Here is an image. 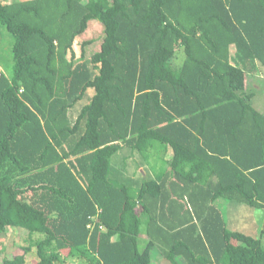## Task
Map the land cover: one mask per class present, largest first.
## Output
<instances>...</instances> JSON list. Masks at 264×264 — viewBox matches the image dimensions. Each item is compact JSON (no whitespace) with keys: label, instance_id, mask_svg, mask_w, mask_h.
Instances as JSON below:
<instances>
[{"label":"trees","instance_id":"16d2710c","mask_svg":"<svg viewBox=\"0 0 264 264\" xmlns=\"http://www.w3.org/2000/svg\"><path fill=\"white\" fill-rule=\"evenodd\" d=\"M0 24V235L29 233L3 264H264V223L217 204L264 209V0H0Z\"/></svg>","mask_w":264,"mask_h":264},{"label":"rangeland","instance_id":"374dc122","mask_svg":"<svg viewBox=\"0 0 264 264\" xmlns=\"http://www.w3.org/2000/svg\"><path fill=\"white\" fill-rule=\"evenodd\" d=\"M5 3V2H4ZM103 38V27L99 20H92L88 30L82 37H77L74 41V51L77 57L81 55V46L84 43L86 47V55L91 56L98 51ZM14 38L6 27L0 24V72L11 75L13 72V53ZM261 72L257 74L253 81L252 89L255 93L253 104L264 111V67L260 68ZM119 157L113 159V169L119 168ZM221 199L217 201L219 207L224 209V213L228 218L231 227L244 231L255 237H260V230L264 223V209L254 208L245 203ZM28 231L23 228H9L6 234L0 235V264H3L5 258H13L18 254H22V245L26 244ZM143 243V242H142ZM24 264H38L40 258L37 254V248L34 247L31 252L25 255ZM153 264H171L169 260L161 255L158 248L152 250ZM178 264H186L182 258L177 259ZM56 264H62L56 262ZM63 264H80L76 259L69 260Z\"/></svg>","mask_w":264,"mask_h":264},{"label":"crops","instance_id":"0c3cea01","mask_svg":"<svg viewBox=\"0 0 264 264\" xmlns=\"http://www.w3.org/2000/svg\"><path fill=\"white\" fill-rule=\"evenodd\" d=\"M129 155H130V153H129ZM135 154H131V157H129L128 158V162L130 161V162H132V161H135L136 162V164H137V169H136V172H133V174H134V178L135 179H137V182H138V177L141 175V176H143L144 178L146 177V176H155V173L154 172H152V171H150L149 169H148V166L146 165V163L144 162V161H142V159L140 158V157H135L134 156ZM135 157V159H134V157ZM136 158H137V160H136ZM138 174V175H137ZM172 264V263H171Z\"/></svg>","mask_w":264,"mask_h":264},{"label":"built area","instance_id":"2783aa9c","mask_svg":"<svg viewBox=\"0 0 264 264\" xmlns=\"http://www.w3.org/2000/svg\"><path fill=\"white\" fill-rule=\"evenodd\" d=\"M12 0H2V2L4 3H10Z\"/></svg>","mask_w":264,"mask_h":264}]
</instances>
